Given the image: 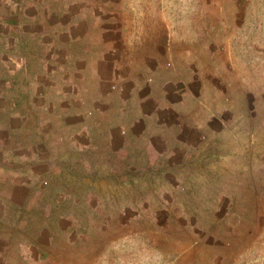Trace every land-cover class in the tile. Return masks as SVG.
I'll list each match as a JSON object with an SVG mask.
<instances>
[{"label":"rangeland","instance_id":"rangeland-1","mask_svg":"<svg viewBox=\"0 0 264 264\" xmlns=\"http://www.w3.org/2000/svg\"><path fill=\"white\" fill-rule=\"evenodd\" d=\"M169 7L224 83L228 126L171 154L40 130L36 162L25 130L30 158L0 163V264H264V0Z\"/></svg>","mask_w":264,"mask_h":264},{"label":"crops","instance_id":"crops-1","mask_svg":"<svg viewBox=\"0 0 264 264\" xmlns=\"http://www.w3.org/2000/svg\"><path fill=\"white\" fill-rule=\"evenodd\" d=\"M169 4L0 0V163L30 158L15 148L25 130L36 162L45 161L40 130L102 131L112 146L119 137L121 147L171 154L177 144L203 148L217 123L228 126L224 83Z\"/></svg>","mask_w":264,"mask_h":264}]
</instances>
